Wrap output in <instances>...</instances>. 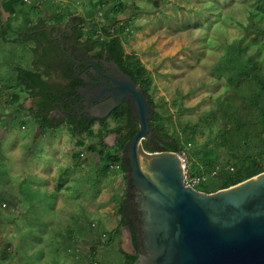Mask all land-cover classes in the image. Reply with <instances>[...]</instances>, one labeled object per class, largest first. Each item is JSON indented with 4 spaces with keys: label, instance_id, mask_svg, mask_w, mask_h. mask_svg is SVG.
<instances>
[{
    "label": "rangeland",
    "instance_id": "obj_1",
    "mask_svg": "<svg viewBox=\"0 0 264 264\" xmlns=\"http://www.w3.org/2000/svg\"><path fill=\"white\" fill-rule=\"evenodd\" d=\"M155 1L141 0L132 4L130 26L122 36V43L126 51L136 53L150 70L153 83L149 93L153 97L155 110L162 115L161 120L164 123L160 126L159 134L175 135L182 141L183 149L179 154L183 158L187 173L188 153H198L205 148L206 143L213 144V137L224 122L221 114L216 113L214 116L211 112L216 107L217 98L225 97L233 87L250 54L255 53L256 59L264 63V33L261 31L264 28V0H174L161 6L156 5ZM109 8L110 5L106 7ZM40 10L46 13L44 7ZM97 14L96 10L89 14V20L85 19L86 31L94 26L99 27L96 24ZM108 15V18L100 22L110 21L113 13L110 11ZM43 19L54 26L59 22L48 14H43ZM70 19L71 17L66 16L63 24L66 25ZM38 21L36 20L35 24ZM239 38L243 40L238 42ZM3 40L0 36V87L18 85L20 66L27 69L35 66V42L30 40V37L25 38L24 34L20 36L18 44ZM10 94V91L6 90L0 95L1 115L6 114L8 109L12 114L17 111L15 109L18 106L11 100ZM24 103L28 105L25 101ZM34 106L35 102L32 108L38 113ZM31 117L28 119L31 120ZM107 122L108 127L113 128L114 116H110ZM156 123L157 120H154L153 124ZM185 124L197 126L193 130L183 132ZM0 126L7 128V140L3 141L7 148L2 151L6 155L12 153L10 162L0 173V212L9 217H18L17 223L20 228L25 226L23 230L27 232L15 240L19 248L12 243L9 250L14 251L12 258L15 257V261L11 264H135L138 258L127 256L120 249L123 232L118 219V206L129 181L125 175L129 172L121 174L122 171L118 167L110 169L107 174L102 170L108 163L107 155L115 149L118 135L115 132H107L104 139L106 146H102L97 136L86 131L73 136L72 125L68 122L61 123L59 126L68 133L67 137L72 136L70 137L74 144L69 147L68 142L67 148H71L73 153H64L65 158L67 161L71 158V162H80L85 173L79 178H71L69 171L73 168L68 167L67 171L59 164L56 173L64 171V187L56 191L61 181L56 174L54 192L49 187L53 176L32 172L30 163L35 156H43L42 164L45 159L46 162L47 159L58 161V151L55 150L59 148L58 140L52 138L53 145L50 148L47 147V143L50 144L49 138L42 139L44 141L41 144L36 142L34 131L23 130L21 127L20 116L13 119L5 116L0 120ZM59 126L58 128H61ZM100 127L99 121L92 124L94 132ZM48 131H52L51 128H45V132ZM21 135L24 136L23 144L18 138ZM51 136L54 137H49ZM16 144L22 145V163L29 169L23 180L11 171L14 170L13 167L20 165L12 150ZM92 144H95L96 148H91ZM221 152L222 167L230 154L223 147ZM230 168L235 171L237 166L232 163ZM205 187L197 185L200 190L206 189ZM19 193L29 201L21 216L16 211L12 198V195ZM2 202H7L8 205L5 207ZM95 202L105 207L108 204L113 206L114 213L111 208L106 210L108 213L105 217L110 218L108 222L103 213L92 209ZM70 205L74 211L73 216L76 217L75 212L80 209L86 215L84 217L90 224L87 225L89 236L82 235L77 238L74 235V225H59L61 212ZM92 223L96 225H91ZM114 227L119 228L121 240L107 244L105 241ZM8 244L0 246V264H10L12 261V258L11 261H3L1 256Z\"/></svg>",
    "mask_w": 264,
    "mask_h": 264
},
{
    "label": "water",
    "instance_id": "obj_2",
    "mask_svg": "<svg viewBox=\"0 0 264 264\" xmlns=\"http://www.w3.org/2000/svg\"><path fill=\"white\" fill-rule=\"evenodd\" d=\"M116 72L115 85L95 89L85 111L103 119L127 97L138 117L126 152L141 220L135 264H264V171L213 192L186 184L178 152L145 149L143 140L155 135L151 103L131 75ZM122 232L123 250L139 254L129 225Z\"/></svg>",
    "mask_w": 264,
    "mask_h": 264
},
{
    "label": "trees",
    "instance_id": "obj_3",
    "mask_svg": "<svg viewBox=\"0 0 264 264\" xmlns=\"http://www.w3.org/2000/svg\"><path fill=\"white\" fill-rule=\"evenodd\" d=\"M22 2L26 3L25 0H22ZM155 3L160 6L159 0H156ZM126 7V4L121 3L116 5L114 9L119 12L121 8ZM64 18L65 16H60L58 20H63ZM70 20L76 24L80 42L101 46L103 51H108L112 57L118 60L125 71L141 83L143 89L148 94V101L152 106L150 124L159 133L164 123L163 120H161L163 118L162 115L155 110L153 97L149 93V89L153 83L150 70L137 54L127 53L122 43V35L130 26L129 22L125 21L120 23L118 20L110 25L104 24L101 29L94 26L86 31V21L83 17H72ZM40 21L43 22V20ZM35 29L36 28H32L26 31L24 36L25 38L30 37V40L35 42L34 49L38 50L42 44V38H44L45 32L35 31ZM261 31L264 33V28H262ZM84 36L85 38L83 39ZM242 40V38H239L237 41L241 42ZM263 68L264 63L256 59L255 53L248 56L244 68L240 70L239 77L235 81L233 87L228 91L225 97L217 98L216 107L211 111L214 116H216V113H219L224 118L222 126L213 137V144L208 145V143H206L205 148L198 153H188L189 165L187 167V174L208 175L207 180L199 184L206 186V189H202V191L213 192L221 188L229 187L264 171ZM19 76V84L0 87V95L11 88V100L20 108H23V103L19 102L22 91H28L34 96L44 92L46 95L45 98L51 101L52 92L47 91L49 87L48 79L43 76V72L20 67ZM38 87L40 88L39 90ZM114 115L116 116L117 124L113 128L108 127L106 119L97 118H92L88 121L84 120L78 124H71V133L73 136L86 131L90 135L97 136L102 146H106L104 144V139L107 132H115L118 135L115 141L114 151L109 153L106 157L108 163L102 169L104 174H107L110 169H115V167L120 168L123 174L125 171L129 172L126 152L129 141L138 129V126L132 121L131 109L127 105L117 109ZM35 116H37V113ZM154 120H157L156 124H153ZM95 121L101 123V127L97 132H94L92 129V124ZM42 123L45 128L59 126V124L54 125L52 119L47 116L43 117ZM196 126L197 125L185 124L183 132L193 130ZM144 146L145 149L149 151L172 150L180 153L183 149L182 141L175 135L172 136L168 134H162L158 139H155L151 143L144 144ZM222 147L228 151L230 157L225 159L224 165L221 167L223 157L221 152ZM91 148H96V145L92 144ZM232 163L237 166L235 171H232L233 169L231 170L230 168ZM111 165H114V167L111 168ZM125 176L129 178V174ZM134 188L132 180L129 179L123 198L118 206V214L120 215V225H129L132 231L134 246L139 254L133 255L125 252L122 245L120 249L125 255L138 258V256L143 253V250L139 232V224L141 221L137 216L138 204L134 200ZM118 229L119 228L116 227L109 232V236L105 243L110 244L113 241L115 234L118 233ZM10 247H12V244L10 245L9 243L7 248L3 249L1 252L3 261H8L12 258L14 251H10Z\"/></svg>",
    "mask_w": 264,
    "mask_h": 264
},
{
    "label": "crops",
    "instance_id": "obj_4",
    "mask_svg": "<svg viewBox=\"0 0 264 264\" xmlns=\"http://www.w3.org/2000/svg\"><path fill=\"white\" fill-rule=\"evenodd\" d=\"M141 0H32L30 3L26 2H22V0H0V36H2L4 38L3 41H8L10 44H18L19 43V39L20 36L22 34H24L26 31H29L32 28H36L35 31H41L39 30L40 27H42V25H46V27H50V31L51 32H57L60 31L63 27H67V23L65 25V23L63 24L64 20H59L57 25H52L50 24L48 21H45L43 19V14H48L49 17H51L52 19H58L60 16H69L71 17H77V16H81L84 19L89 20L91 15L89 16V14L93 13V12H98L97 14V25L99 27V29H101V27L106 24V25H110L115 23L116 21H120V23H123L125 21L131 22V18H132V14H131V7L132 4L134 2H138ZM160 1V6L161 5H165L167 2L171 3L174 0H159ZM121 3H124L127 5L126 8H121L119 10V12H117L114 7L116 5H119ZM110 5L109 9H106V7H108ZM135 6V5H133ZM45 8L46 10H44L43 13L40 9L41 8ZM136 7V6H135ZM113 13V16L111 17L110 21L106 22V23H101L100 21L106 19L109 17V12ZM67 13V14H65ZM128 13H130V15H127ZM126 14V15H125ZM135 14H133L134 16ZM148 15V14H145ZM143 17V16H141ZM36 20H39L37 24H35ZM40 20H43V22H41ZM55 21V20H54ZM86 21V20H85ZM70 22H73L72 20H69L68 23L70 25ZM95 24V25H96ZM130 24V23H129ZM11 35V36H10ZM124 35V34H123ZM122 35V36H123ZM124 46V45H123ZM35 47V46H34ZM34 50V53L36 54L37 50ZM125 48V47H124ZM126 51V50H125ZM127 53H134V52H129L126 51ZM136 54V53H135ZM35 59V58H34ZM42 60V59H40ZM39 59H37V62L39 61ZM142 60V59H141ZM33 64L35 65L34 68H29V69H34L36 71L39 72H43V76L48 79L49 78V73L47 74L41 66L37 65L35 63V61L33 62ZM1 66V65H0ZM22 67V66H20ZM25 68V67H22ZM27 69V68H25ZM1 70V68H0ZM20 77V76H18ZM3 85V84H2ZM4 86V85H3ZM10 86H14V85H10ZM10 91V93L12 92V89H8ZM24 101L26 103H28V105L24 103ZM19 102L23 103V108H16L15 113L12 114L11 110L8 109V112L6 114H3L4 117H8L10 119H13L14 117H19L20 116V125L23 128V130H32L35 133V141L39 142L41 144L42 141L47 140V138H49V143H47V147L50 148V146H52V141L51 139H57L58 140V145L59 148L55 149L57 150V154L56 157L58 159V161L54 162L50 159H45V163L42 164V157L43 156H35L34 158H32L31 161V165H30V169L32 172H37L40 175H45V176H53V179L50 180V188L56 192L59 191V189H61L62 187H64L62 179H64V171L60 170V172H58V174L56 173L58 168H59V164L62 167H65L67 169V171L69 170L68 167H72L73 170L69 171L71 172V178L72 177H77L79 178L80 176H84L85 171L82 169V164L80 162H77V160H74L71 162V158L67 159L65 158L66 155L65 154H69L71 155L73 152V150H71V148H67V144L68 142H70L69 147H71L72 145H74L72 142V136L69 135V137H67L66 134H68L67 132L64 131V129L61 128H57L56 127H52L51 130L52 131H48L45 132V127L43 126V123L41 122L44 116H49L46 114H40L39 112H34L33 108H32V104L35 102V96L30 94V92L28 91H22L21 92V96H20V100ZM17 105V104H16ZM35 107V106H34ZM36 111V110H35ZM38 111V110H37ZM37 113V116H35V114ZM27 114V115H26ZM3 115H1L0 113V120L4 119ZM29 116L31 117V120L28 119ZM3 117V118H1ZM50 118V117H49ZM29 121H32L29 123ZM34 123V125L36 126V128H34V125L32 124ZM54 125H58L59 123H54ZM61 125V124H59ZM7 134V128L5 127H1L0 126V173L2 172V170L5 169V166L8 162H10L9 157H11V154H4L2 149L3 148H7L6 145L3 143V141L6 142L7 138H6V134ZM50 135H54L49 137ZM71 136V137H70ZM19 142L22 141L21 144H23L24 142V136L21 135V137L19 136ZM44 139V140H42ZM46 143V142H44ZM21 146L20 144H16L12 147V150L15 153V157H17L16 161H18V164H20L19 166H15L13 167V169H11V171H14V173L16 175H19L21 177V180H23V178L26 177L27 175V171L29 169H27L23 163H22V154L23 152L21 151ZM8 150V149H5ZM45 151V150H44ZM49 152H51L48 149ZM31 152V150H29V153ZM45 153V152H44ZM48 154V153H46ZM83 154V153H82ZM51 155V154H48ZM51 158V157H50ZM66 160V161H65ZM21 161V162H20ZM87 161V159H86ZM76 167H79L78 169ZM80 171V172H78ZM57 174L58 179H60V184H58V190L56 189L55 191V181L57 179H54L55 175ZM123 174V173H121ZM4 181V180H3ZM7 181V179L5 180V182ZM65 181V180H64ZM86 185V182H85ZM86 188L88 189V187L86 186ZM5 192V189H4ZM104 192H102L103 195ZM59 196L60 193H58ZM58 196V197H59ZM63 197V196H62ZM13 201H14V205H15V209L16 211H18L19 215L21 216V212H23L24 206L28 203L27 200L25 199V197H21L20 193L19 195H12ZM65 198H68V196H65ZM59 202V200H58ZM32 203V202H30ZM5 204V205H4ZM3 206H7V202H2ZM118 205V204H117ZM27 206V205H26ZM92 209H97L96 211H99L101 213H103L104 217L105 214L108 213L107 208H111L112 213H114V208L112 205L108 204L106 207L103 205H99L98 202H95L92 205ZM113 209V210H112ZM85 212L86 209L84 210ZM73 210L71 208V205L68 207V209L64 210L61 212V221L59 222V225H74L73 226V230H74V235L77 238H80L82 235L84 236H89L87 233V229L88 226L90 225L88 223V219L85 218L84 216V212L80 209L77 212H75V214L77 215L76 217L73 216ZM83 216V218H82ZM118 219L120 221V215L118 214ZM105 220H107V222L110 220V218L105 217ZM18 221V217H9L8 215L2 214L0 212V246L2 244H6V243H13L14 245H18L15 243L16 239H19L21 237H23L24 235L27 234V232H24V228L25 226L22 225V228H20V224L17 223ZM91 225H96V224H91ZM116 228V227H114ZM84 229V230H82ZM113 229V228H112ZM111 229V230H112ZM27 230V229H26ZM23 231V232H22ZM95 230H93L94 232ZM96 232V231H95ZM78 240V239H77ZM121 237L119 235V233L115 234L114 239L112 242L114 241H120ZM91 244L93 245L94 242L92 241ZM19 248V245L17 246ZM19 250V249H18ZM17 250V251H18ZM12 260V261H11ZM10 261V264L13 263V261H15V257H13Z\"/></svg>",
    "mask_w": 264,
    "mask_h": 264
},
{
    "label": "flooded vegetation",
    "instance_id": "obj_5",
    "mask_svg": "<svg viewBox=\"0 0 264 264\" xmlns=\"http://www.w3.org/2000/svg\"><path fill=\"white\" fill-rule=\"evenodd\" d=\"M67 24V27H63L57 32H51L50 27H46V25L39 28L45 32V36L42 38V44L35 54L34 61L46 73H49L47 91L52 94L51 101L45 98L44 92L36 95L35 106L40 114L49 115L54 123L78 124L93 118L89 116V112H86L85 108L90 105L89 99L94 95V90L98 88V92H102L101 88L106 89L115 85L112 80L114 77H119L116 72L118 69L126 74L129 73L108 51H103L101 46L80 42L76 24L73 22H70V25ZM37 59L42 60L37 62ZM132 78L146 93L141 83L133 76ZM104 81L106 86L103 84ZM112 96V91H109L104 99ZM147 98L149 99L148 94ZM124 105L130 107L132 121L138 126V117L133 115L132 102L127 97L123 98L120 104L103 119L108 121V118L113 115L116 125L117 119L114 113ZM152 128L155 135L152 138L144 139V144L159 138L158 131L154 127ZM135 191L136 188H134V196ZM137 216L140 220L139 206Z\"/></svg>",
    "mask_w": 264,
    "mask_h": 264
},
{
    "label": "built area",
    "instance_id": "obj_6",
    "mask_svg": "<svg viewBox=\"0 0 264 264\" xmlns=\"http://www.w3.org/2000/svg\"><path fill=\"white\" fill-rule=\"evenodd\" d=\"M26 2L30 3L32 0H25ZM114 167V165H111V168ZM208 175L202 174V175H188L186 173L185 175V183L192 185L193 187H196L201 182L207 180ZM5 205V204H4Z\"/></svg>",
    "mask_w": 264,
    "mask_h": 264
}]
</instances>
